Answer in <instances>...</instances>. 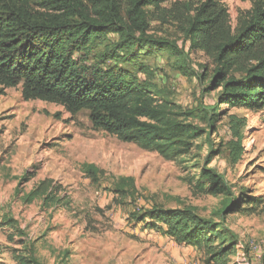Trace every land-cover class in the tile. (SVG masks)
Segmentation results:
<instances>
[{
  "label": "trees",
  "instance_id": "obj_1",
  "mask_svg": "<svg viewBox=\"0 0 264 264\" xmlns=\"http://www.w3.org/2000/svg\"><path fill=\"white\" fill-rule=\"evenodd\" d=\"M172 1L0 0V87L21 86L27 102L57 104L72 114L88 111L96 130L156 152L166 161L188 163L196 142L209 141L211 130L217 132L220 107L201 103L184 109L176 104L160 88L154 71L141 62L140 52L146 47L166 51L185 73L189 56L203 53L215 64L206 92L220 90V105L263 111L264 0H249L252 8L239 15L235 26L222 0H205L198 6L187 3L171 16L164 5ZM153 17L180 25L187 54L174 42L148 35ZM112 35L118 40L106 46L98 63L90 66L93 46ZM245 127L244 119L231 116L230 139L220 143V151L212 150V156L226 150L229 162L238 165L246 153ZM212 156L191 182L195 197L224 196L212 217H203L196 207L175 199L177 208L152 203L134 209L129 223L162 233L180 245L202 249L205 264H233L238 238L227 229L226 219L237 212L253 213L263 200L235 195L228 179L208 168ZM84 172L96 183L105 175L93 164L84 165ZM111 191L122 205L135 201L139 193L132 177L115 179ZM69 199L62 187L44 180L23 202L41 201L50 208L68 205ZM2 225L18 230L12 218H5ZM14 258L18 264H40L33 250L29 256Z\"/></svg>",
  "mask_w": 264,
  "mask_h": 264
},
{
  "label": "rangeland",
  "instance_id": "obj_2",
  "mask_svg": "<svg viewBox=\"0 0 264 264\" xmlns=\"http://www.w3.org/2000/svg\"><path fill=\"white\" fill-rule=\"evenodd\" d=\"M202 1L173 0L164 8L173 16L183 10L184 4L198 6ZM222 1L233 26L241 13L252 8L249 0ZM148 35L154 40L174 42L187 54L181 27L172 19L166 23L153 17ZM117 40L112 35L97 42L89 65L95 66L106 46ZM140 60L154 71L160 88L184 109L201 103L220 107L217 132L211 130L209 141L196 142L190 162L166 161L156 152L96 130L88 111L72 114L57 104L27 102L22 98L21 86L0 87V264H18L14 256H29L30 250L40 264H205L202 249L134 227L129 216L134 209L148 208L152 203L177 208L175 199L196 207L206 218L218 212L224 196L195 197L191 182L208 164L211 151H220V143L230 139L231 116L246 121L242 130L246 153L234 166L222 149L212 156L208 168L228 179L235 195L263 200L253 213L229 215L226 225L237 236L238 244L246 247L252 264H264V110L232 109L218 103L220 90L206 92L215 64L203 53L189 56L187 73L179 70L168 52L152 47L140 52ZM120 67L133 70L130 65ZM86 164L105 172L98 183L85 174ZM120 177L135 179L139 192L135 201L124 205L116 201L111 189ZM44 180L62 187L69 204L47 208L41 201L24 203L23 197ZM5 218L14 219L18 230L3 226ZM253 244L258 248L252 249Z\"/></svg>",
  "mask_w": 264,
  "mask_h": 264
},
{
  "label": "built area",
  "instance_id": "obj_3",
  "mask_svg": "<svg viewBox=\"0 0 264 264\" xmlns=\"http://www.w3.org/2000/svg\"><path fill=\"white\" fill-rule=\"evenodd\" d=\"M258 248L256 244H253L252 249ZM235 264H252L249 254L247 253L246 247L239 243L237 246V252L235 256Z\"/></svg>",
  "mask_w": 264,
  "mask_h": 264
}]
</instances>
